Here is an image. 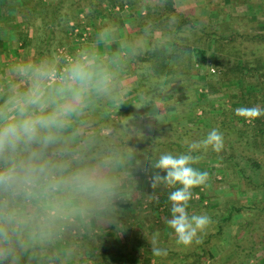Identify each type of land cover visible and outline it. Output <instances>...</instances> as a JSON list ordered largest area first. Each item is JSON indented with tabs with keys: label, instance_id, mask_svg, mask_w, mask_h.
I'll list each match as a JSON object with an SVG mask.
<instances>
[{
	"label": "crops",
	"instance_id": "0c3cea01",
	"mask_svg": "<svg viewBox=\"0 0 264 264\" xmlns=\"http://www.w3.org/2000/svg\"><path fill=\"white\" fill-rule=\"evenodd\" d=\"M95 1H92V5ZM119 1L104 0L101 7H105V5L111 6V4ZM123 1H127L124 4L130 6L128 10L120 13L116 9L114 13L110 10L104 15L100 11L99 15L95 16L96 18H94V14L90 15V9L86 2L78 4L81 10L79 11L78 9L75 15L77 16L79 12L84 11L83 8L86 7L89 12L88 21L93 28L92 42L85 47V50L89 53L98 52L105 61L112 62L115 76L109 92H91L86 97L85 106L79 114H74L71 117L68 122L69 126L61 133L60 144L50 148L49 155H53L57 148L84 149L80 141L84 137L93 134L112 135L114 130H116V134L123 141L129 138L133 139V136L140 134L142 128L148 130L153 127L155 129L160 123L166 121V116L163 113H159L164 99L167 100L165 104H168L171 108L168 110L167 115L176 113V109L174 111L175 102L177 104L183 102H179L181 100L179 95H182L180 91L182 84L178 81L170 83V88L179 89H173L167 93L159 91L158 88L145 92V90L138 87V85H142L143 80L142 78L140 79V75H136L139 74L138 69L142 66L139 61L141 59L137 57V52H146L150 49L152 40L167 46L170 51L174 45L170 38L165 36L160 30L152 31L151 22L148 20L149 9L147 10L145 5L150 4L154 0ZM66 2V0H0V104L4 102L13 87L24 91L29 86V81L15 71L17 66L27 64L39 66L43 61L47 63L45 60L49 53L48 46L56 28V21L67 15ZM47 6L50 7L46 11L43 10L42 13L39 11L34 13L30 10V8L39 10V8ZM174 7L177 11L184 13L193 24L197 21L198 23L220 22L218 30L215 31L219 36H221L220 33L222 31H226V36H221L224 39H228L229 36L234 34L237 36L246 34L264 35V0H174ZM74 16L71 19H64L70 21L75 18ZM101 23L102 25H100ZM18 25L21 26L17 28ZM104 28L110 29V35L107 37L108 43L100 40L99 33ZM79 29L76 25L75 30L79 31ZM237 30H243V32H238ZM19 35L27 36L28 41L24 48L21 45L22 42L18 40ZM254 46L257 47L255 50L260 48L262 49L261 51H264V44H254ZM129 47L132 50L130 53L127 51ZM169 82L166 83L169 84ZM159 96L163 97V101L159 100ZM103 106L110 108L109 118L119 122L120 126L118 125L117 129L113 126L105 128L101 120L106 117L100 112ZM185 115L188 118L194 117L189 114ZM138 127L140 131H138ZM82 142L84 143V141ZM115 142V144L120 143L118 139ZM88 144L89 142H87V146ZM122 144L125 145L124 143ZM129 151L122 155L124 158H119L120 163L116 167L128 169L140 165L152 167V164H150L151 160L141 156V152L146 151V148L144 149L143 147V149L139 150L138 147H135ZM132 152H137V155H140L142 159H138L136 153ZM212 163L218 165L216 162ZM147 173L149 174V172ZM226 189H220L218 194L211 193V196L210 193H207L209 195L208 198L212 197L218 203L225 202L224 199L228 201V199L234 197L242 201L248 200V203H257V200H264V192L237 190L235 194H231ZM125 195L122 194L119 197L115 193L112 199H124ZM114 203L116 204L117 202L115 201ZM226 204L229 205L228 202ZM129 207L134 206L130 203ZM90 208L91 206L88 202L82 211H73L71 207L62 208L54 213V220L43 232L38 230L32 238H28L25 235L22 239L23 247L17 245L16 248L17 264H58V262L64 264V258H67V264H83L87 258L101 256L104 253L103 251L99 252V254L96 253L97 256H94V254L95 249L102 248V245L106 246L103 242L95 241V244L91 243V241L87 244H83V242L81 244L76 243L84 239L85 231L88 236H93L95 235L94 232L99 231L98 235H105L111 239L115 237L112 232L114 228L111 224L105 226L104 223H98L99 218L104 220L101 214L109 208L105 206ZM117 208L118 205L115 206V209ZM69 216L71 220H76L75 229L72 224L65 223ZM241 218H243L242 214L234 218L235 222L233 221L224 228L221 244L220 246L214 245L211 248L212 253L221 264H264V236L254 234L257 231L255 225H253L255 231H253L251 238L248 239L247 232L241 235L239 233L242 230L241 228H245V224L241 223ZM85 220H88L86 224H84ZM234 224L237 226L236 229ZM234 229L236 234H234ZM79 230H83V235L78 236L73 233H77ZM169 230L171 231L170 228ZM66 233H69L67 236L75 239V241L72 242L70 239H68L69 242L65 241ZM236 236H238L237 239L235 238ZM62 238L63 241L61 240ZM235 239L242 246V251L232 252L231 258H223L224 254H227L226 251H229L234 246ZM252 244H262L263 246L260 249L255 247L256 250L252 251V253H250L251 251L243 250L245 246L249 247ZM89 245H91L92 249ZM216 247L220 252H214ZM131 250H140L142 258L151 254L149 251L143 250L139 244L132 246ZM151 255L154 256L153 254ZM111 256L106 255L105 258H112ZM76 257L78 261L73 259ZM101 258L103 257L101 256ZM4 264H7V262H4ZM84 264H87V262ZM88 264H91L90 260ZM206 264H209V261Z\"/></svg>",
	"mask_w": 264,
	"mask_h": 264
},
{
	"label": "clouds",
	"instance_id": "9594fccd",
	"mask_svg": "<svg viewBox=\"0 0 264 264\" xmlns=\"http://www.w3.org/2000/svg\"><path fill=\"white\" fill-rule=\"evenodd\" d=\"M109 35V28L101 29V42L108 43ZM15 71L29 86L24 91L13 87L0 104V264H17L16 248L23 247V237L43 232L60 209L82 211L89 201L114 197L117 181L113 173L120 163L115 154L94 164L82 163L67 148H57L49 155V149L60 144L71 117L85 106L86 97L91 92L110 91L115 76L112 62L98 52L84 50L59 72L47 63L19 65ZM235 112L249 121L264 116L259 106L240 107ZM223 147V134L212 129L203 140L192 142L187 153H163L151 162L153 168L166 173L153 174V190L161 185L174 189L167 197L171 218L166 224L178 245L201 243L199 233L212 223L206 214L190 216L187 211L192 189L206 187L209 181L206 171L192 166L202 158L193 153L209 148L218 153ZM69 156L77 159L76 166ZM135 191L131 188L124 199L131 201ZM150 197L158 200L155 192ZM117 217L113 215V224H119ZM158 237L154 233L149 242L152 254L167 256V249L158 246Z\"/></svg>",
	"mask_w": 264,
	"mask_h": 264
},
{
	"label": "trees",
	"instance_id": "16d2710c",
	"mask_svg": "<svg viewBox=\"0 0 264 264\" xmlns=\"http://www.w3.org/2000/svg\"><path fill=\"white\" fill-rule=\"evenodd\" d=\"M92 1L94 0H87L86 3L90 9V15L94 14V18H96L95 16L99 15L98 13L101 11V5L104 0H96L93 5ZM124 3L123 0L115 2L114 4H111L110 10L114 11L116 7L115 5L117 4H119L121 9L125 5ZM152 5L153 6L149 8L148 12V20L151 22L152 31L160 30L165 36L170 38L174 46L170 51L167 46L160 44L156 40H152L150 42V49L146 52H137V57L141 59L139 61L142 63V66L138 69L139 74L136 75H140V79L142 78L143 80L142 85H138V87L145 90V92L158 88L159 91L164 93L171 92L173 89H179H171L170 83L175 81L182 82L191 77L192 72L194 71L193 57L195 53L193 47L198 45L199 41L203 42L204 38L213 36L215 41V55L219 60L216 66L218 79L214 84L207 85L206 87L204 86V88H208L210 93L219 92L222 86H225L226 84H233L235 88L232 90L233 94L228 100V107H223L222 109L219 108L223 120H220L217 123H212L210 126L205 124L204 121L205 116L207 115V110L201 107L200 116H196L200 106H197V101H194L191 102L192 110H190L188 114L194 116L196 120L195 122L191 123L186 116L182 118L176 113L173 115H167L168 111L165 110V122L160 123L155 129H153V127L148 130L142 128L140 131L138 127L140 134L133 136V139L129 138L123 141V139L116 134V130H114V134L112 135L93 134L84 137L82 139L84 143H86L84 149L69 150L76 158H78L79 162L94 164L99 158L107 154H115L120 158L135 147H138L139 150L144 147V149L146 148V151L141 152V156L145 159L151 160L150 162H154L157 154L159 157L161 154L167 153L166 150L163 149V152V150H159V148L171 149V154L174 156L187 153L189 151V145L192 142L203 140L212 129H217L223 134L224 143H228L230 146L233 145L228 141L233 140L234 135H236V138L234 139H237L236 142L243 148L242 151L239 152V155L244 163L238 164L236 161L234 162L229 155L226 156V152L224 153L223 149L218 153L212 151L210 148L206 151L201 149L193 154L202 157L199 162L204 161L209 155L212 156L210 160H213V162L218 164L217 167L220 171L221 180L226 179L228 176V170L234 169L237 173V177L240 176V178L237 179V190H244L246 192H264V116L249 121L237 115L235 112V110L240 107L259 106L264 109V51H261L262 49L260 48L257 50L248 49L249 51H246L247 49L243 47L246 45L248 48V45L250 44L261 45L264 43V35L246 34L237 36L234 34L229 36L228 39H224L214 32L206 34L204 31L205 28L197 29L194 24L188 20V17L184 13L176 10L174 7V0H154ZM48 7L50 6L39 8V10L37 8H30V10L34 13L36 11L42 13V11H46ZM70 21L67 20L66 24ZM87 24L89 25V22ZM20 26L21 25H18L17 28ZM71 29L73 28H68L66 34L71 33ZM237 39H240L241 41H237ZM18 40L22 42L21 45L23 48L27 45V36L19 35ZM200 44L201 42L199 45ZM127 51L130 53L132 50L129 47ZM223 61L227 63H224ZM168 81H170L169 84L166 83ZM162 98L160 97L159 100L163 101ZM165 101L167 100L164 99L163 104L166 103ZM109 109L110 108L107 106H103V108L100 109L101 114L106 117L101 121L104 123L105 128L113 126L117 129L120 124L118 121L109 118ZM176 111L179 112L177 107ZM228 112H230V114ZM182 119L188 122H186V124H180L179 122ZM116 139H118L120 143L115 144ZM87 142H89L88 146ZM251 151L256 153L257 156L260 154V157H252L250 154ZM132 153H136L137 158L142 159L140 155H137V152ZM68 158L73 159V166H76L77 159H74L73 156H69ZM145 167H147V169L151 168V166L148 167V165ZM246 167L259 175L257 180L252 176L247 175L248 173H246L245 170ZM132 168H135V166ZM140 168H143V166L140 165ZM207 169L209 170L206 165L205 170L209 174ZM114 176L116 179L118 178L116 174H114ZM216 187L217 186L214 185V188ZM204 198L205 197H202L199 202H202ZM247 201L248 200H238V202H228L229 205H223L218 203L216 199L210 198L206 201L207 205H199L200 212L198 214L208 215L211 218L212 223L202 233H199L201 243H194L191 246L185 247L178 245L175 242V246L179 248L182 247V250L184 249V251H174V253L170 250L169 253H171L173 257L171 259L162 260V258H159V261H155L148 256L142 258L140 250H135L136 254L131 252L128 253V251H124L126 250V246L119 245V242L117 243L112 239L115 241V245L108 246V243L106 242V246L103 247L104 253L101 255L103 258H101L100 255H96V253L99 254V252L95 249L94 256L97 257L87 258L83 264L86 262L88 264L89 260L91 264H206L207 261H209V264H221L219 260L215 259L211 248L214 245L220 244L224 228L229 226L235 217L242 214L243 219L241 223L243 225L245 224V228L242 227L241 232L246 233L247 231L249 239L253 235V231H255L253 225L256 226V222H259L258 220L262 217L264 219V202H259L258 204L256 202L248 203ZM214 204L215 206H213ZM94 205L95 207L98 206L96 203ZM162 205V202L157 204L158 207ZM219 205L225 207H222V209ZM129 206L130 203L125 202L123 199L119 202L118 208L115 209V213L113 211L114 209L109 208L101 215L105 221H112L113 215L115 214L118 216L117 219L119 222L118 225H115L117 227H122L126 233L131 234L135 231V228L129 219L130 216L128 217V214L120 211L122 209H127ZM93 207L94 206H91V208ZM215 208L218 209L216 210ZM261 224L263 228L260 230L257 229L254 234H260L263 237L264 221ZM118 230L120 229L118 228ZM235 238L237 239L238 236ZM236 239L234 246L229 249V251H226L227 254H224L223 258H231V255L233 254L232 252L242 251V246H240ZM64 240L69 242L68 238H64ZM263 245L252 244L249 245V247L244 245L245 248L243 250H248L252 253V251L256 250L255 247L260 249ZM159 247L167 249L163 245ZM142 249L147 250L152 254L149 241L147 244L144 243ZM106 255H112V258H105ZM178 255H181L182 258H178Z\"/></svg>",
	"mask_w": 264,
	"mask_h": 264
},
{
	"label": "rangeland",
	"instance_id": "374dc122",
	"mask_svg": "<svg viewBox=\"0 0 264 264\" xmlns=\"http://www.w3.org/2000/svg\"><path fill=\"white\" fill-rule=\"evenodd\" d=\"M66 1H67L66 2L67 15L61 18L60 20L56 21V24H55L56 28L54 30L53 35L51 36V41L49 42V46H48V52H49L47 55L48 57H46V60H45L47 64L55 66L58 72L62 71L65 67L70 65L73 62V60L76 58L77 54L81 51H84L85 47L92 42V32H93L92 29L93 28L90 24L89 25L87 24L89 22L88 17H87L89 15V12L86 10L87 8L86 7L83 8L84 11L79 12L77 16L75 15L78 9L79 11L81 10V8L79 7L80 5L78 4L85 3L87 0L86 1L85 0H66ZM124 2L126 3L127 1H124ZM152 4H153V1L150 4L145 5L146 9L148 10L150 6H153ZM115 6H116L115 9L118 11V13L124 10H128L130 8V6L127 4L124 5L121 9H120L119 4ZM110 7L111 6H106V5L105 7L103 6L101 8V13H103L104 15L105 13L110 12V9H111ZM115 9L113 13L115 12ZM73 16L75 18H73L68 24H66L65 23L66 19L64 18L68 19ZM76 25L78 29L81 28L79 29V31L75 30ZM100 25H102V23ZM219 25H220V22L216 23L215 21L209 22V23H198L197 21L194 23V26L197 29L205 28L204 31L206 32V34L213 33V32L217 33L215 30H218ZM98 26H99V23H98ZM68 28H73V29L70 30L71 33L66 34V30ZM237 31L243 32V30H237ZM220 34L222 37L226 36V31L224 32L222 31ZM217 35L219 34L217 33ZM237 41H241V40L237 39ZM200 42L201 44L199 45ZM199 43L198 45H195L194 47L192 46L194 53H195L193 57V70L194 71L192 72V75L190 78H187V80H184L182 82L180 81V84H182V86L180 87V91L182 95H179V98L181 99L179 100V102L180 101H183V102L177 104L176 107H177V110H179V112L176 111V114H179L185 117L186 116L185 114H188V112L192 110L191 102L197 101V106L199 105L200 108L198 109L196 116H200L199 114L201 113L200 111L201 107L205 108V110H207L206 111L207 115L205 116L204 122L205 124L210 126V124L212 123H215V122L217 123L218 121L223 120V116L220 115L221 112L219 111V108L222 109L223 107H228L229 105L228 100L230 99V96L233 94L232 90H234L235 88L233 84H226L225 86L223 85L220 91L217 93H210V90L208 88L206 89L204 88V86L206 87L207 85L214 84L215 82H217L218 77H217V72H216L217 71L216 66L219 60L217 59L215 55V52H216L215 51V41H214L213 36L206 37L204 38L203 42L199 41ZM243 47L247 49L246 51H249L251 49L255 50V48H257L254 46V44L248 45V48L246 45ZM224 63H227V62H224ZM175 105L176 104H174V111L176 109ZM161 108L159 109L160 114L161 113L166 114L165 110L168 111L169 109H171L168 104H162ZM228 113L230 114V112ZM187 119H189V122L191 123L196 121L194 117H191V118L187 117ZM186 122L188 121L182 119L179 123L186 124ZM234 138H236V135H234L233 140L228 141L233 146H230L228 143H224L223 152L224 153L226 152V156L229 155L234 162L236 161L238 164H242L244 163V161L240 157L239 152H241L243 148L242 146H239V143L236 142L237 139H234ZM82 141H80V143H82V147L84 148L86 147V143H83ZM163 149L166 150L167 153H172L171 149L159 148V150H163ZM252 151L250 152L252 157L254 158L260 157V154H258L257 156V154ZM157 157H158V154L155 156L154 162L156 159H158ZM210 158H212V156L209 155L206 157L204 161H201V162H198L192 165L193 167L198 168L201 171H206L205 165L208 164L207 166L209 170L208 169L207 170L209 172V181L206 187L192 189L193 198L189 201V206L187 209V211L191 213V214L189 213L190 216L193 214H198L200 212L199 205L201 204L207 205L206 201L212 198L210 197L208 199L209 195L207 193H210V196H211V193L218 194V191L220 192V189L222 190L226 188H227L226 190L227 191L229 190L231 194H235V192H237V189H236L237 179H239L240 176L237 177L236 171L234 169H230L228 170V173H227L228 176L226 177V179L221 180L220 171H219V168L217 167L218 165H216L215 163H212L213 161L210 160ZM115 168L116 169H114L113 174H116V176H118V178L116 179L117 181L116 194H118L120 197L122 194H126L133 187H135V190H136L133 196V199L131 201H127L124 199L125 202H130L132 206L134 207H129L128 209H125V210L119 209L121 212L128 214V217L130 216L129 219L133 223L135 231L132 232L131 234L126 233L122 227H119V226L117 227L115 224H113L111 220L105 221L99 218L98 223L99 224L104 223L105 226L107 224H111L112 227L114 228L112 231L115 236L113 237V240H115L117 243L119 242V245L126 246V250L124 251H128V253L131 252L133 254L135 253V251L131 250L132 246L139 244L140 246L143 247L144 243L147 244L148 241L150 242L153 234L158 232L159 233L158 246L163 245L167 248V256L157 257V256H152L150 254L148 257L151 256L150 258H153V260L155 261H159L160 260L159 258H162V260L173 258L171 253H169L170 250L172 252L174 251L179 252L182 250V247L179 248L175 246L174 244L176 242L175 234L174 232L172 233V229L171 231L169 230V227L166 224V220L171 218L170 202L167 197H168L169 192L173 191L174 189L165 188L163 185H161L157 187L155 190H153V188L151 187V183H150V178L153 176L154 173H159L161 176L166 175V173L159 169H155L153 167L148 168V169L147 167L140 168V166L139 167L135 166V168H132V169L131 168L128 169L125 167H115ZM245 170H246V173H248L247 174L248 176H252L253 178H255V180L258 179L259 175L257 173L255 174L253 170H250L247 167L245 168ZM132 171H137V172H132ZM147 172H149V174ZM221 182H224V183H221ZM214 185L217 187L214 188ZM177 187H179V185H177ZM154 192L158 196V200L150 197L151 195H153ZM202 197H205L204 200L202 202H199ZM224 198H226V196H224ZM122 200H123L122 198L120 199L110 198L106 201H101V202L89 201L88 204H90L91 206H95L94 204L96 203L98 204V206L96 207L105 206L107 208L115 209V206H117L119 202H121ZM115 201L117 202L116 204L114 203ZM224 201L225 202L222 201V203L220 204L224 205L226 204V202L235 203V202H238V199H235L234 197L232 199H228V201L224 199ZM159 202H162L163 205L158 207L157 204ZM259 202H264V200L262 201L257 200L258 204ZM223 205H219V206H221V208L225 207ZM213 206H215V204ZM215 209L217 210L218 208H215ZM71 217L69 216V218L65 221V223L68 222L72 224V226H74V229H75L76 220H71ZM249 217H252V216H249ZM242 219L243 218H241V222H242ZM87 221L88 220H85L84 224H86ZM258 221L259 222H256L255 227H257V229L260 230L261 228H263L261 224L264 221L263 217L259 219ZM235 225L236 224H234V228L236 229L237 226ZM118 228L120 230H118ZM235 229H234V234H236ZM82 231L83 230H79L77 231V233L75 232L73 233L77 234L78 236H81L83 235ZM79 232H81V234H79ZM98 232L99 231L94 232L96 236L95 235L88 236L85 231L86 236L85 235L83 236L84 239H81L80 241L76 240L77 241L76 243L81 244V242H83V244L85 243L87 244V243H90L89 241H91V243L93 242L95 244V241H99L100 243L103 242L104 245H106V242L108 243V246L115 245L114 244L115 241H113L111 238L105 235H98L97 234ZM239 233L242 235L243 232H239ZM68 234L69 233L65 234V238H68L70 239V241L74 242L75 239L68 237L67 236ZM61 240L63 241V238ZM220 244L218 246H220ZM89 246L91 247V245ZM103 247L104 246L102 245V248H97L96 250L98 252H101L104 249ZM182 251H184V249ZM214 252L217 253V252H220V250H218L216 247V249H214ZM178 258H182V256L178 255ZM73 259L78 261L77 257ZM66 260L67 258H64V264H67ZM58 264H63V263L58 262Z\"/></svg>",
	"mask_w": 264,
	"mask_h": 264
}]
</instances>
